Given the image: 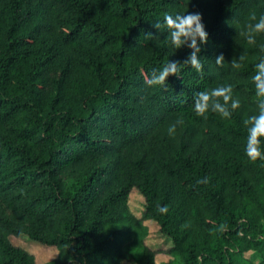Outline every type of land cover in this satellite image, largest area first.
<instances>
[{"label": "trees", "instance_id": "16d2710c", "mask_svg": "<svg viewBox=\"0 0 264 264\" xmlns=\"http://www.w3.org/2000/svg\"><path fill=\"white\" fill-rule=\"evenodd\" d=\"M185 12L208 32L203 71L150 86L191 51L153 25ZM261 15L264 0H0V264H37L10 237L56 247L47 264H158L146 221L171 242L161 264H264V161L246 156L243 123ZM222 84L240 107L197 116L196 93Z\"/></svg>", "mask_w": 264, "mask_h": 264}, {"label": "clouds", "instance_id": "9594fccd", "mask_svg": "<svg viewBox=\"0 0 264 264\" xmlns=\"http://www.w3.org/2000/svg\"><path fill=\"white\" fill-rule=\"evenodd\" d=\"M161 32L162 27L167 28V37L170 38V44L173 48L180 49L187 46L191 49L187 59L182 63L168 61V63L157 72H154L147 83L150 86L166 88L170 76H178L183 65H191L197 72L203 71L201 57L202 46L209 40L208 32L202 20V14L199 12L177 13L176 15L165 14L163 25L157 21L153 25ZM264 33V15H261L255 24L248 26L247 39L249 43H255V35ZM153 34L148 33L147 39H153ZM158 38V37H156ZM244 60V56H240ZM217 64L225 63L223 54L215 59ZM234 68L240 65L232 60ZM256 71L251 79L254 82L255 95L258 97V113L248 116L244 120L247 126V137L245 145V154L252 161H264V57H261L259 63L255 65ZM241 101L234 96L233 86L231 84H222L211 91L205 89L196 93L194 97L193 110L197 116L207 119L209 112L217 113L221 118L230 119L233 112L240 107ZM179 123V122H178ZM176 124H171L167 131L170 136L176 133ZM207 183V180L200 181ZM159 211L165 213L166 206H160Z\"/></svg>", "mask_w": 264, "mask_h": 264}, {"label": "rangeland", "instance_id": "374dc122", "mask_svg": "<svg viewBox=\"0 0 264 264\" xmlns=\"http://www.w3.org/2000/svg\"><path fill=\"white\" fill-rule=\"evenodd\" d=\"M131 212L137 217L141 218L145 211V199L137 191H133L129 200ZM145 225L149 228V235L147 244L156 249L159 253L157 255V263L168 262L171 257L166 252L171 247V242L168 238L162 235L159 226L153 221H146ZM12 245L22 248L29 254H32L37 264H47L55 260L59 255V250L56 247H47L40 243L31 241L26 237H10Z\"/></svg>", "mask_w": 264, "mask_h": 264}]
</instances>
